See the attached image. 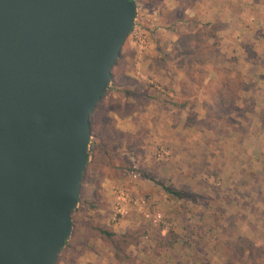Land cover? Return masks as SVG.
Masks as SVG:
<instances>
[{
	"label": "rangeland",
	"instance_id": "obj_1",
	"mask_svg": "<svg viewBox=\"0 0 264 264\" xmlns=\"http://www.w3.org/2000/svg\"><path fill=\"white\" fill-rule=\"evenodd\" d=\"M136 3L135 28L113 67L108 92L92 117L91 144L98 143L105 150L92 162L90 145L91 160L79 205L72 214L70 239L81 245L82 255L75 257L65 247L57 264H117L113 250L93 235L91 227L108 228L117 234L140 230L142 243L130 249L133 260L129 264H264V228L246 226L248 214L239 212L242 205L225 209L231 199L222 176L227 177L229 171H222L220 152L229 154L232 146L241 145L251 134L235 133L241 108L236 104L228 126L226 121L217 124L224 133L210 131L206 123L205 103L217 81L229 77L237 80L238 90L242 86L239 69L225 66L230 53H221L217 45L218 32L228 25L191 16L203 5V13L216 11L211 4L198 5L197 0ZM187 7L192 9L190 13ZM184 16L199 20L201 25L213 24L214 38L189 33L180 23ZM205 30L209 33L210 27ZM190 40H198L199 47L207 41L215 52L199 59L209 62L204 67L205 79L201 86H194L195 94L187 100L180 85L185 74L176 66L187 63L185 55L197 49ZM175 49L179 54H173ZM198 104L202 114L194 110ZM171 138L180 140L175 144ZM237 184H232L235 191ZM165 188L201 198L196 202L179 200ZM238 195L232 194V200L243 199ZM256 216L262 217V211L257 210ZM169 234L181 239L175 248L161 250Z\"/></svg>",
	"mask_w": 264,
	"mask_h": 264
},
{
	"label": "water",
	"instance_id": "obj_2",
	"mask_svg": "<svg viewBox=\"0 0 264 264\" xmlns=\"http://www.w3.org/2000/svg\"><path fill=\"white\" fill-rule=\"evenodd\" d=\"M136 17V0H0V264H57Z\"/></svg>",
	"mask_w": 264,
	"mask_h": 264
},
{
	"label": "crops",
	"instance_id": "obj_3",
	"mask_svg": "<svg viewBox=\"0 0 264 264\" xmlns=\"http://www.w3.org/2000/svg\"><path fill=\"white\" fill-rule=\"evenodd\" d=\"M197 1L198 5L200 6L201 3L204 2L215 6L216 11L211 10L209 13H206V11L203 13V5L202 9L201 7H197V12L191 14V16H198L200 19L203 18L204 20H207V22H211V20H213V24L216 25H228V27H224V29L221 30L222 32H218L217 38H219V41L217 45L220 48L221 53L224 52L225 55L226 53H230L224 62L225 66L230 70L239 69V71L242 73V86L240 87V92L238 94L239 100L237 107L239 106L241 110H245V112L242 114V111L240 110L241 115H239V118L235 120V125L239 126V129H236L235 133L239 134V132L243 133V131H248L251 133L243 139L241 145L236 144L235 146H232L229 149V154L224 156V152H220V156L224 160L222 171H229V175L227 177L224 175L222 176L225 192L228 194V196H230L229 198L231 199L228 204H225V209L230 211L232 209L234 210V208H237L235 205H242L239 212L243 211L245 214H248V216L246 215V226L253 228L254 225L252 226V224H255L257 228L263 229L264 0ZM249 4L252 6H249ZM253 5L256 7L254 8ZM259 8L263 10H259ZM186 9L187 13L192 11V9L189 7ZM211 17L212 19H210ZM223 36H225V39L222 38ZM231 45L234 47L232 48V52H229ZM224 46L229 47L226 49ZM201 106L202 105L198 104L194 108L195 112L197 109V114H202V111H200ZM244 115L250 117H244ZM254 116L256 117L253 119ZM253 132L257 133L254 135ZM179 140V138H171V142H174L175 144H178ZM218 144H223V142L219 141ZM233 173H236V175H232ZM230 176L233 178H231L232 180H230ZM230 181H232V183ZM234 183H239L237 184L238 191H235V188L237 189V187H233ZM238 192V196L242 195L243 199H239L238 201L235 199V201L232 200L231 195H235ZM198 197L201 198L200 196ZM253 207L258 211H262L263 216H256L257 210L252 209ZM249 215L252 217V220L249 219Z\"/></svg>",
	"mask_w": 264,
	"mask_h": 264
},
{
	"label": "trees",
	"instance_id": "obj_4",
	"mask_svg": "<svg viewBox=\"0 0 264 264\" xmlns=\"http://www.w3.org/2000/svg\"><path fill=\"white\" fill-rule=\"evenodd\" d=\"M180 23L183 24V26H187V28L189 29V33L194 31L193 33H195V35H197L198 37L199 36L204 37L205 35L208 34H211L210 36L212 38H214L215 36L212 30H215L216 27L212 25L210 26L208 24L201 25L199 20H196L194 18L184 16L180 21ZM209 27H210V31L208 33L206 32L205 29H208ZM189 44L190 45L195 44L198 47L194 53H187L185 55V57L189 58L188 59L189 61L187 63H183L184 65L180 63L177 64L176 66L178 71H182L185 74L182 81H180V85L182 90L181 94L187 100L191 99V97L194 96L196 91L194 89V86H201L203 80L205 79L204 67L209 65V62L206 60L200 61L199 59L206 57L210 52L211 53L215 52V49L212 48L213 45H209V42L207 41L202 42L201 47H199L201 44L198 40L197 42L195 40L194 41L190 40ZM179 52H180L179 49H175L173 51V54L174 53L179 54ZM193 58H197V59H193ZM117 63L118 61L115 63L114 67L117 65ZM213 67L215 68V66ZM112 78H113V72H112ZM215 87L213 89H210L209 100L205 103V109L207 111L206 123L210 131L219 134V133H224L225 131L218 130L217 124L222 123L224 121L228 123L227 126L230 124L229 123L230 116L235 111V107L238 101L239 86L237 80L230 79L229 77H225L217 81V85ZM103 100L104 97L90 117L91 126H92V117L95 114V112L99 109L100 104H102ZM100 139L103 140V137H101ZM103 150L105 149L102 145L92 142L91 144V157L93 158L92 162H94V160H96L100 155H103ZM107 152L108 151H105V154H107ZM84 178L85 177H83L82 182L84 181ZM165 190L169 194L174 195L179 200L196 202L200 199L196 195H190L188 193H184L181 191L168 189V188H165ZM75 211L76 209L73 211V213ZM91 232L95 237H97L100 241H102L105 246L113 250L114 258L117 264H129L132 262L133 257L130 255L129 251L132 247L135 248L139 247L142 243V237L144 236L140 230L129 231L124 234H117L113 232L111 229L103 228V227H91ZM180 239L181 238L175 234H169V236L165 237V241H164L165 243L164 246L161 247V250L164 249V251L166 250L168 251L175 248L176 244L179 243ZM185 243L183 244L185 245ZM79 246H81L79 243L78 244L74 243L72 239H70L66 243V250L70 251L71 254H73V256L80 257L82 255V252L81 251L79 252L78 249ZM85 248H83L82 250L84 251Z\"/></svg>",
	"mask_w": 264,
	"mask_h": 264
}]
</instances>
